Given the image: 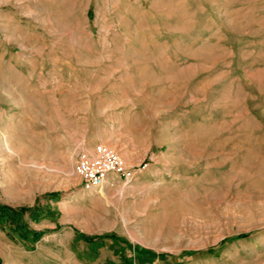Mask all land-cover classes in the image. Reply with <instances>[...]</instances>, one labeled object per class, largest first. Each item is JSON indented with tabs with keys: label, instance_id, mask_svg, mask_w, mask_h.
Masks as SVG:
<instances>
[{
	"label": "rangeland",
	"instance_id": "374dc122",
	"mask_svg": "<svg viewBox=\"0 0 264 264\" xmlns=\"http://www.w3.org/2000/svg\"><path fill=\"white\" fill-rule=\"evenodd\" d=\"M0 203V264H264V0H0Z\"/></svg>",
	"mask_w": 264,
	"mask_h": 264
},
{
	"label": "built area",
	"instance_id": "2783aa9c",
	"mask_svg": "<svg viewBox=\"0 0 264 264\" xmlns=\"http://www.w3.org/2000/svg\"><path fill=\"white\" fill-rule=\"evenodd\" d=\"M146 162L127 166L121 157L102 144L93 146L91 152L76 155L73 172L79 179L82 191L90 192L115 181L128 182L146 167Z\"/></svg>",
	"mask_w": 264,
	"mask_h": 264
},
{
	"label": "trees",
	"instance_id": "16d2710c",
	"mask_svg": "<svg viewBox=\"0 0 264 264\" xmlns=\"http://www.w3.org/2000/svg\"><path fill=\"white\" fill-rule=\"evenodd\" d=\"M26 207H20L18 209L12 208L8 205L0 203V225L3 226V223H7L12 230L18 229L22 236L25 237L26 234L31 233V237L35 238L37 236L36 232H30L25 228V224L19 223L22 212L26 210ZM37 209V208H34ZM33 219H36L32 216ZM2 223V224H1Z\"/></svg>",
	"mask_w": 264,
	"mask_h": 264
}]
</instances>
